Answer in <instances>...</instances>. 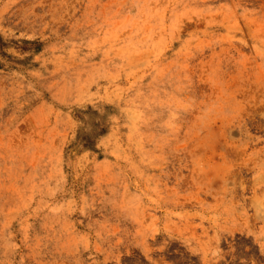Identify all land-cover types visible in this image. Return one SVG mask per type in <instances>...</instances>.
<instances>
[{"label":"rangeland","instance_id":"374dc122","mask_svg":"<svg viewBox=\"0 0 264 264\" xmlns=\"http://www.w3.org/2000/svg\"><path fill=\"white\" fill-rule=\"evenodd\" d=\"M0 264H264V0H0Z\"/></svg>","mask_w":264,"mask_h":264}]
</instances>
